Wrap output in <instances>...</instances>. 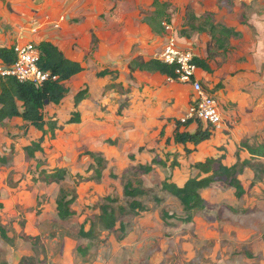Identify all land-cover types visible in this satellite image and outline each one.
<instances>
[{"label": "rangeland", "instance_id": "1", "mask_svg": "<svg viewBox=\"0 0 264 264\" xmlns=\"http://www.w3.org/2000/svg\"><path fill=\"white\" fill-rule=\"evenodd\" d=\"M63 14L87 34L74 42L86 46L76 51L84 67L76 90L86 87L85 100L74 108L80 116L72 111L59 120L56 114V122L46 108V120L57 124L53 135L17 120L0 125V231L7 236L0 235V264L9 263L13 249H27L26 242L35 257L20 264L49 260L56 235L67 264H264V159L250 158L244 146L264 143V0H63ZM207 15L242 38L218 52L208 33L190 30ZM147 18L163 30L155 33ZM170 39L210 67L199 82L224 122L195 152L173 142L176 122H187L194 106L191 86L128 67L135 58L157 60ZM104 71L107 77H99ZM75 116L80 122L67 124ZM190 120L181 131L206 126ZM40 139L42 152L27 157L23 148ZM222 155L229 167L253 165L238 176L244 194L237 198L233 187L213 183L200 192L203 206L186 222L187 213L163 185L207 177L215 165H197ZM139 166L152 171L143 175ZM59 170L62 181H46ZM126 188L146 195L128 199ZM70 199L71 215L61 220L56 206ZM137 204L143 210L135 208L134 215ZM100 207L121 213L125 232L98 225L94 240L79 238L80 228L97 223Z\"/></svg>", "mask_w": 264, "mask_h": 264}, {"label": "trees", "instance_id": "2", "mask_svg": "<svg viewBox=\"0 0 264 264\" xmlns=\"http://www.w3.org/2000/svg\"><path fill=\"white\" fill-rule=\"evenodd\" d=\"M156 4V3H155ZM148 26L155 33H160L163 28L155 21V18L145 19ZM156 23V25H155ZM190 30L194 33H208L210 35V41L218 52H225L230 48V41L239 39L241 37L240 32L217 24L212 19L211 15H207L198 25L191 24ZM39 51L40 58L38 66L41 71L49 73L51 77H55V80H48L40 88H36L32 83H21L13 77H0V125L7 120L14 118L20 119L27 126L34 128L36 131L41 132L43 136L47 133L54 134L57 124L54 122H46L44 119L43 111L48 105L58 106L67 94V89L64 83L83 72V67L80 63L68 60L64 54L50 42H40L36 45ZM15 53L13 47L10 49L0 48V62L5 66H10L15 62ZM194 63L198 69L203 72H210V67L202 60L194 58ZM130 72L135 71L158 73L168 79L175 80L174 67L163 64L159 60L145 61L141 58H135L129 63ZM108 74L107 71L100 73L99 77H105ZM86 92L80 91L75 96V106H77L85 97ZM78 122L77 117H72L68 123L73 124ZM192 124L191 120L185 123L176 122V129L173 133V142L175 144L186 146L191 144L194 148H197L200 144L209 141L213 136V129L209 126L202 128L197 126L194 132L181 131V128L188 127ZM213 130V131H212ZM47 132V133H46ZM43 139L38 142H33L30 146L24 147V152L29 158H34L37 153L42 152ZM250 153V158L264 159V143L257 145L253 148H249L244 144ZM224 156H220L217 159H211L200 163L197 166L204 167L205 165H215V167L209 171V175L200 179H188L181 187L175 184H164L162 191L177 199L182 205L187 217L186 222L192 221V212L203 206V199L200 194L202 190L209 188L213 183L222 182L235 189V195L240 198L244 194V189L238 179V176L244 171V169L253 167L250 162L243 161L241 166L233 165L231 167L223 164ZM3 161V160H2ZM161 164V163H160ZM238 167H240L238 169ZM143 175H148L152 171L150 166H139L137 171ZM65 176L64 171H56L46 181L60 182ZM124 195L128 199L135 200L142 198L146 193L142 189H129L126 188ZM110 200V199H109ZM74 200L58 202L56 206L58 217L61 220H66L70 217L69 208L73 204ZM142 212V207L137 204L132 207ZM137 215V212H134ZM121 213L116 214L114 209H108L100 207V215L97 217V223L90 224V228L86 231L80 228L78 236L81 239L92 241L96 237L97 226L100 225L103 231H114L118 225L121 232H125L126 227L121 225L119 217ZM0 235L3 238H7L3 231H0ZM88 249L82 250V255L87 254ZM28 260V259H27ZM26 262V259L23 261ZM22 263V262H21ZM43 263V261H41ZM39 263V264H41Z\"/></svg>", "mask_w": 264, "mask_h": 264}, {"label": "crops", "instance_id": "3", "mask_svg": "<svg viewBox=\"0 0 264 264\" xmlns=\"http://www.w3.org/2000/svg\"><path fill=\"white\" fill-rule=\"evenodd\" d=\"M17 4L18 5L20 4L21 9L16 10ZM25 5L29 9L28 10L29 13H27L28 15L24 14ZM7 6H11L12 12H8ZM73 19H74L73 17L67 18L63 14V0H6V1L0 0V48L10 49L17 43H20V44L33 43L35 45H38L40 42H50L51 44L56 46L68 60L78 62L81 64V59L79 57L77 58L76 51L78 49L80 53H82L83 51L82 49H85L86 46L79 44V43H74V42H78L76 41V38H79V37L86 39L87 34L85 33L82 34V31L81 33H79L80 31H78L77 26L75 24L74 25L71 24V21ZM240 34H241V37L239 39L242 38V33L240 32ZM239 39L231 40L230 44L232 41L239 40ZM201 71L202 70L198 69L196 72V79L198 80L202 78ZM82 74L84 73L82 72L81 74L75 77H72L70 80L65 82L67 86L65 87L67 89V94L58 106L48 105L47 107H45L43 111V115H44V119L46 122H48L45 118L46 108L49 109V111L54 112L55 118L50 120L54 122H56V114H57V119L59 118V120L63 119L60 116H63L64 113L71 114V112L73 111L76 115L78 114L74 109L75 108V103H74L75 96L80 91L87 90L86 87L80 90H76L78 89L76 82L81 77ZM72 82H73L74 87L72 86ZM182 85L189 88L188 84H182ZM72 88H74L75 91L70 92ZM70 95L71 96L74 95V97H71ZM66 98H73L72 99L73 102L70 104V106L67 105L68 108L63 109L62 103L65 102ZM84 100L85 99H83L81 102H83ZM81 102L77 106L79 107L82 106L83 104ZM52 108L57 109V111H54ZM51 116H53V114H51ZM12 120H17L19 123L26 125L18 118H14ZM78 122H80V120H78ZM76 123H73L72 125ZM67 124H69L68 121H67ZM214 131H222V129L214 130ZM41 135L43 136L42 133ZM212 138L210 140H212ZM176 145H179V144H176ZM187 145L192 146V149L194 150V152L198 148V147L194 148V146L191 144H187ZM181 146L185 148V146L183 145ZM58 238H59V235H56L55 238L50 242V248L47 250L48 256L46 255V257H48L49 260L47 259L43 260L42 259L43 257H41L40 261L43 260V263L41 264H53V263L54 264H67V260L64 255L66 253L65 252L66 250L65 248H63V239L61 238V240L59 241ZM58 242L61 243L60 247L59 245H57ZM133 243L134 242L131 241L125 244L124 246L127 247V246L132 245ZM25 244L27 245V247L25 245L27 249H25L24 251H23V247L20 248V246L18 247V250L14 251L13 249L11 251V257H9L8 264H20L23 258L32 259L35 257L34 252L31 250L30 244L27 242ZM30 263H34V262L31 261Z\"/></svg>", "mask_w": 264, "mask_h": 264}, {"label": "built area", "instance_id": "4", "mask_svg": "<svg viewBox=\"0 0 264 264\" xmlns=\"http://www.w3.org/2000/svg\"><path fill=\"white\" fill-rule=\"evenodd\" d=\"M13 50L16 57L15 62L10 66H5L0 62V77H13L21 83L30 82L36 88H40L50 79L55 80V77L40 70L38 66L40 54L35 44L17 43ZM194 58L191 51L179 49L176 42L170 39L157 60L174 67L175 81L190 85L195 94L194 106L190 109L186 119H194L213 130H221L224 127L221 113L216 102L196 79L198 68L194 63Z\"/></svg>", "mask_w": 264, "mask_h": 264}]
</instances>
